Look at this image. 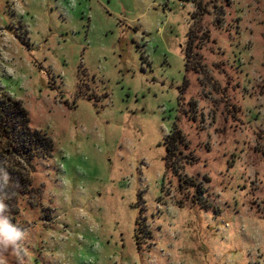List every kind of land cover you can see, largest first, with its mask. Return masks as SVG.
<instances>
[{
    "label": "rangeland",
    "instance_id": "rangeland-1",
    "mask_svg": "<svg viewBox=\"0 0 264 264\" xmlns=\"http://www.w3.org/2000/svg\"><path fill=\"white\" fill-rule=\"evenodd\" d=\"M5 96L0 264H264V0H0Z\"/></svg>",
    "mask_w": 264,
    "mask_h": 264
},
{
    "label": "trees",
    "instance_id": "trees-1",
    "mask_svg": "<svg viewBox=\"0 0 264 264\" xmlns=\"http://www.w3.org/2000/svg\"><path fill=\"white\" fill-rule=\"evenodd\" d=\"M50 145L49 139L29 127L25 111L18 101H12L8 96L0 99V214L2 198L14 199L30 184L22 172L24 169L19 171L18 163L9 164L12 157L18 156L19 160L30 163L34 157L48 155Z\"/></svg>",
    "mask_w": 264,
    "mask_h": 264
}]
</instances>
